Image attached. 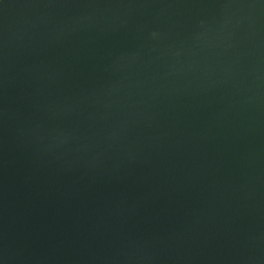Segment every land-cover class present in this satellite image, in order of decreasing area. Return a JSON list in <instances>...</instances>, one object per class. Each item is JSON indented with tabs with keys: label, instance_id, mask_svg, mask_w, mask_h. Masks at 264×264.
I'll list each match as a JSON object with an SVG mask.
<instances>
[{
	"label": "water",
	"instance_id": "water-1",
	"mask_svg": "<svg viewBox=\"0 0 264 264\" xmlns=\"http://www.w3.org/2000/svg\"><path fill=\"white\" fill-rule=\"evenodd\" d=\"M0 264H264V0H3Z\"/></svg>",
	"mask_w": 264,
	"mask_h": 264
},
{
	"label": "snow or ice",
	"instance_id": "snow-or-ice-1",
	"mask_svg": "<svg viewBox=\"0 0 264 264\" xmlns=\"http://www.w3.org/2000/svg\"><path fill=\"white\" fill-rule=\"evenodd\" d=\"M3 3V0H0V4H2Z\"/></svg>",
	"mask_w": 264,
	"mask_h": 264
}]
</instances>
